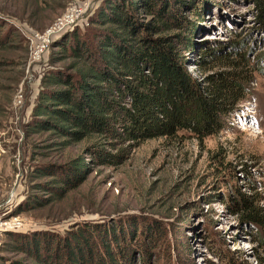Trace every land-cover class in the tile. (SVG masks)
<instances>
[{"label":"rangeland","instance_id":"obj_1","mask_svg":"<svg viewBox=\"0 0 264 264\" xmlns=\"http://www.w3.org/2000/svg\"><path fill=\"white\" fill-rule=\"evenodd\" d=\"M108 1L118 0H0V34L7 33L0 45V221L15 220L0 236V264H33L14 249L18 241L63 240L87 230L97 241L103 231L126 232L115 256L129 254L126 264H259L264 233L243 219L241 204L244 199L264 215V30L251 1L181 0L186 29L145 32L184 36L174 48L200 85L226 62L246 71L244 97L224 116L219 133L72 141L42 127L52 120L35 112L58 104L48 93L67 89L53 83L57 74L76 72L70 40L91 43L104 29L118 32L103 20L93 22ZM78 10L72 24L54 30L41 61L31 62L27 30L43 33ZM133 17L137 25L155 23L142 9ZM219 56L224 61L214 60ZM90 146L110 158L97 160ZM73 160L81 181L62 185L58 178Z\"/></svg>","mask_w":264,"mask_h":264},{"label":"trees","instance_id":"obj_2","mask_svg":"<svg viewBox=\"0 0 264 264\" xmlns=\"http://www.w3.org/2000/svg\"><path fill=\"white\" fill-rule=\"evenodd\" d=\"M250 1L256 10V21L264 30V0ZM180 6L181 0L106 2L93 22L103 20L118 32L104 29L91 43L69 41V53L77 60L73 66L76 72L65 78L57 74L52 82L67 89L48 93L47 99L58 104L50 103L35 112V115H48L60 125L48 120V124L40 122L41 126L55 129L72 141L96 135L107 140L134 142L173 136L180 131L202 139L219 133L224 116L243 99L244 86L250 79L237 66L238 62L230 61L221 64V70L209 75L200 85L183 68L174 48L185 42L184 36L176 35L171 40L145 35L149 30L159 34L171 26L186 29L178 14ZM141 9L155 23L137 25L133 15ZM6 37L7 33L0 34V45ZM219 57L214 60L224 61V57ZM80 66L85 70L78 71ZM89 149L99 161L110 158L101 148L90 146ZM65 171V176L59 174L58 178L62 185L70 180L75 184L81 181L77 160L71 161ZM42 173L48 175L46 171ZM241 204L243 219L264 233L261 211L244 199ZM90 231L87 230V235L75 231L63 240L33 236L25 243L18 241L14 249L23 251L33 264L127 263L129 254L124 253L120 260L115 257L126 232L109 235L103 231L97 241ZM260 239L264 245V234ZM259 264H264V256Z\"/></svg>","mask_w":264,"mask_h":264},{"label":"built area","instance_id":"obj_3","mask_svg":"<svg viewBox=\"0 0 264 264\" xmlns=\"http://www.w3.org/2000/svg\"><path fill=\"white\" fill-rule=\"evenodd\" d=\"M79 13L81 14L80 10H78L77 12L72 11L69 14H65L61 19H58L52 27H50L47 31L43 33H37L32 30H27L28 54L30 61L35 63L41 61L42 57L47 51L49 39L53 34L54 30L61 27H65L68 24H72V22L77 18V16H80ZM1 154H3L2 148H0V155ZM14 224L15 220H12V218L0 221V236L4 231L8 230Z\"/></svg>","mask_w":264,"mask_h":264}]
</instances>
